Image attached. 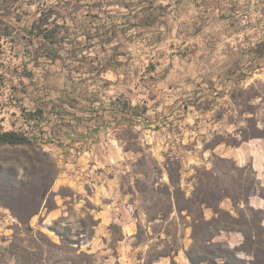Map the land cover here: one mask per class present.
<instances>
[{
  "label": "rangeland",
  "instance_id": "rangeland-1",
  "mask_svg": "<svg viewBox=\"0 0 264 264\" xmlns=\"http://www.w3.org/2000/svg\"><path fill=\"white\" fill-rule=\"evenodd\" d=\"M49 11L46 27L59 25L53 42L27 34L24 28ZM5 14L17 29L0 40V125L32 137L59 168L51 189L56 207L43 206L31 217L35 229L60 242L54 228L62 221L58 227L70 226L76 246L95 253L102 264H194L188 256L194 245L189 223L177 213L172 214L176 222H150L143 208V197L164 196L171 160L187 196L206 170H215L219 187L234 193L240 187L247 191L253 178L260 183L252 189L250 203H241L245 218L231 198L221 200L220 207L238 222L230 220L233 230L218 231L210 244L199 245L195 257L209 251L230 255L229 249L243 244L244 231L264 233V182L249 159L254 143H264V136L242 138V131L264 134V0H0V15ZM136 16L147 17L143 20L152 21V27L138 32ZM102 27L113 37L126 31L131 38L120 49L128 54L114 65L118 75H110V100L105 97L110 145L95 155L70 156L57 147L64 144L58 138L61 128L72 142L76 139L74 126L61 123L57 115L61 103H67L64 114L73 115L70 95L66 99L62 91L72 78H89L81 62L85 59L75 50L76 34ZM98 75L90 74L95 82ZM251 84L260 96L252 100V111L241 113L245 107L234 104L230 95ZM50 140L55 144L47 148ZM12 167L17 172L9 177ZM31 172L24 150L1 149L0 196L12 199L13 190L33 194V188L23 186L32 180ZM138 181L148 189L141 190ZM9 184L15 188H6ZM204 215L212 220L215 212L205 207ZM223 218L229 219L227 214ZM17 224L1 198L0 264H16L9 246ZM233 252L238 260L231 264L253 258L252 250ZM209 253L213 264L226 261Z\"/></svg>",
  "mask_w": 264,
  "mask_h": 264
},
{
  "label": "trees",
  "instance_id": "trees-1",
  "mask_svg": "<svg viewBox=\"0 0 264 264\" xmlns=\"http://www.w3.org/2000/svg\"><path fill=\"white\" fill-rule=\"evenodd\" d=\"M6 6L8 8V3ZM52 13L53 11L41 13L37 20L30 26L24 28L26 33L31 36H38L44 41L53 42V38L56 37L54 31H56L55 29H57L59 25H56L52 29L46 27L48 24L47 21L51 19ZM11 21V19L6 18V14L0 15V40L4 36H13L14 32H16L17 28ZM253 90L254 85L251 84L248 87H239L232 91L230 98L233 103L245 107L241 113L253 110L254 105H252L251 102L253 99L260 96L258 92H253ZM239 99H242V103H238ZM247 120L249 121L250 119L247 118ZM243 133L242 131L243 140H248L251 137L264 136L262 133L255 135ZM221 142L223 141H217V144ZM229 144L237 145L238 141ZM5 147L24 150L32 166L31 173L33 178L24 183L23 186L28 189L33 188V194H16V190H13L12 195H9L12 199H5V197L0 196V200L3 198L5 206L12 210L14 216L18 220L13 240L9 246L16 259V264H102L98 261L95 253H89L82 250L80 246H76L78 242L73 239L70 233V231H72L70 226L65 225L61 228L58 227L62 221H56V227L54 228L60 237V242L52 240L45 232L37 230L31 225V217L37 214L41 207L44 206L48 210H53L56 207V202L52 197L54 194L51 189L59 173V168L51 154L31 138L16 131L5 130L0 125V150ZM209 148L215 147L210 146ZM213 156L220 161H230L229 158H224L216 154ZM139 160L141 161V159ZM171 165L173 166L174 164L171 160H168L166 168L170 180L164 183V196L159 197L155 195L152 197H143V208L149 221H159L161 224L166 221H171L173 223V221H177V218L172 217L174 216L172 214L177 213L178 217L183 219L182 222H188L192 227L194 239V245L192 249L188 251V256L194 264H202L204 262L213 264L214 261L209 257V252L214 254L215 257H225L226 261L221 264H231L232 259L238 260L233 252L236 250H243L244 252L252 250L253 252V258L249 261L243 260L242 263L264 264V233L254 234L252 231L253 229L246 232L244 231L245 240L243 244L239 248H234L235 250L233 251L229 249L230 255L209 251L207 255L198 253V257H195L194 253V251L198 250L199 245L210 244L217 234L216 232L233 230V227L229 225L231 224L230 220L233 223L238 222V218L220 207V202L224 197L231 198L234 206L238 208V213L242 215L243 218L246 217L244 215L245 207H241V203L243 202L246 205L250 203V198L252 195H255L252 189L254 187L257 188L260 184L257 179L253 178L251 187L249 189L247 188V191L243 189V187H240V191L234 193L231 192L230 189L219 187L218 181H220V178L215 170H206V174H202L203 177L198 176V182L195 185L193 194L187 196L186 192L182 189L181 177L174 174ZM157 168L159 167L157 166ZM9 169L12 171V174L8 176L14 177L17 169L15 167ZM139 183L138 181V185ZM139 186L141 190L145 191L148 189L147 186ZM6 188L14 189L15 187L9 184ZM36 192L37 194L39 193V195H36ZM205 207H210L214 210L215 216L212 220H207L205 218ZM184 212H186V214H184ZM225 214H227L229 219L223 218ZM188 217H190V220ZM251 226L253 225H250V228ZM215 245L222 248L220 243ZM163 254L170 255V253ZM163 254H161V256Z\"/></svg>",
  "mask_w": 264,
  "mask_h": 264
},
{
  "label": "crops",
  "instance_id": "crops-1",
  "mask_svg": "<svg viewBox=\"0 0 264 264\" xmlns=\"http://www.w3.org/2000/svg\"><path fill=\"white\" fill-rule=\"evenodd\" d=\"M137 18L138 21L134 28H138V32L143 30V26L149 28L152 27V21L144 22V20H147V17H143L142 19H139L140 17ZM111 34L112 31H105L104 27L98 28L96 31H90L89 29L79 30L76 34L77 40L75 47L78 49L75 50L79 52V57L85 59V61L81 62L86 65L87 68L85 75L89 76V78H85L84 80H76L75 78H72L69 87L66 84L65 87L67 89L62 91L66 99L67 96L70 95V109L72 110L73 115L69 118L67 114H64V110L65 112L68 110L67 103H61L59 107L60 111L57 115L59 116L61 123L67 125L69 122L74 126V132L71 135L75 134L76 139L72 142L68 130L65 127L61 128L59 130L58 138L59 141L64 144L57 147L59 150L71 152L69 154L70 156H74L76 153H89L90 155H95L99 150L107 151L109 149L111 124L110 106L106 103L105 97L108 101L110 100V95H108L111 85L110 75L111 73L115 75L117 74V68L114 66L115 63H122L121 58L128 54L124 49L122 50V53H120V49L127 47L129 40H131V38H127L129 34H126V31L121 34L115 33L114 37ZM114 40H116V42H114ZM83 55H85V57ZM88 55L94 56L89 57ZM79 62L80 60L78 63ZM89 66L91 67L90 70L88 68ZM94 71L98 72V77L101 78L98 79L97 82H95L94 77H91L95 75ZM105 90L107 92L106 95ZM96 104L98 105L96 106ZM95 108H100L101 110L95 111ZM68 142L72 143L68 144ZM54 144L55 142L50 140L44 145H46L47 148H50V146ZM254 145V150L249 153V159L252 160L259 178L264 182V143L261 140H258ZM73 152L76 153L73 154ZM83 157L84 155L82 157L80 156V158ZM94 160L96 161V159ZM69 164L78 167L76 164H71L70 162L68 165Z\"/></svg>",
  "mask_w": 264,
  "mask_h": 264
},
{
  "label": "built area",
  "instance_id": "built-area-1",
  "mask_svg": "<svg viewBox=\"0 0 264 264\" xmlns=\"http://www.w3.org/2000/svg\"><path fill=\"white\" fill-rule=\"evenodd\" d=\"M32 138V137H31Z\"/></svg>",
  "mask_w": 264,
  "mask_h": 264
}]
</instances>
